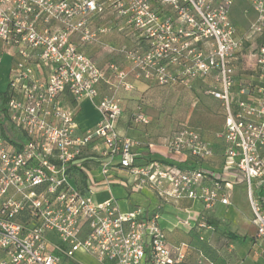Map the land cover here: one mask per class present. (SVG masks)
Here are the masks:
<instances>
[{"label":"built area","instance_id":"1","mask_svg":"<svg viewBox=\"0 0 264 264\" xmlns=\"http://www.w3.org/2000/svg\"><path fill=\"white\" fill-rule=\"evenodd\" d=\"M236 1L0 0V45L16 56L4 107L9 137L0 124V264H64L79 251L109 264H183L185 243L168 246L156 213L121 212L113 198L94 201L98 183L115 180V171L166 200L200 202L199 217L181 222L187 231L212 228L203 212L230 205L233 185L244 184L264 249V0H240L244 15L254 13L243 32L230 16ZM114 32L132 41L109 48L127 66L101 67L84 51ZM245 43L253 73L232 90ZM129 78L161 87L212 81L207 92L224 117L218 171L200 164L213 150L188 126L166 148L190 155L193 165L136 164L135 142L116 128L121 95L133 89ZM84 100L100 113L89 128L76 118ZM131 121L150 119L137 106ZM94 165L100 180L88 168ZM197 264L214 263L200 253Z\"/></svg>","mask_w":264,"mask_h":264},{"label":"crops","instance_id":"2","mask_svg":"<svg viewBox=\"0 0 264 264\" xmlns=\"http://www.w3.org/2000/svg\"><path fill=\"white\" fill-rule=\"evenodd\" d=\"M122 44L131 46L132 41L114 32L111 35L102 37L95 45L87 47L86 51L92 53L94 56L93 60L101 67H105L114 61L121 64L122 67H126L127 63L122 56L119 53H113V51L109 50L110 47H117ZM15 58L16 56L11 49L0 45V82H2L0 92L6 89L9 71ZM130 81L133 89L127 93L123 92L121 96H132L134 101L130 103L134 105L138 98L137 95L147 90L149 86L147 84L148 82L142 80L130 78ZM173 86H169V88H173ZM210 99L220 103L216 99L211 97ZM166 100L164 99V104ZM152 102L157 105L160 103V100L156 97L152 99ZM133 107L127 109L126 106L122 116L116 122V128L120 134L129 137L135 142L133 151L136 154V164H143L151 160L174 164L185 161L187 155L182 153L171 154L168 152L166 141L172 133L166 135L161 129L151 124L154 117L151 118L147 114L150 119L147 125L141 126V124L137 125L132 123L131 110H133ZM152 108L155 109V107ZM83 109L86 114L88 113L90 115V118L84 117L82 123H79L77 119V122L81 128L92 127L98 122L100 113L91 101L84 100L78 106L76 118H78V114ZM204 139L208 142H213V139L218 141L214 138V135L209 134L204 135ZM88 168L91 169L92 174L96 173V176L93 174L96 179H101V175L95 165L88 166ZM113 173L115 180H112L110 183L99 182L93 198H97L98 194H102L105 199L113 198L121 212L140 208L145 217L156 213L158 215V223L165 232L166 241L170 248L177 246L179 243L188 244L184 264H194L198 253L201 252L196 247L203 249L204 253L214 264H264L263 244L256 237V228L252 222V212L249 203L250 214L249 218H247L249 220H247V224L245 225L238 219L233 207L234 190L239 185H242V183L233 185L230 205L216 203L211 209L203 212L205 220L212 228H202L199 231L196 229L187 231L182 227L181 222L187 216L193 215L196 218L199 217L200 213H202V205L200 202L190 201L188 199L181 201L166 200L156 189L149 186H139L136 177L127 174L125 171H115ZM120 181H125L127 184L123 185ZM132 186H137V190L132 189ZM243 187L245 189V186ZM199 235L203 237V240L199 239ZM85 254L81 251L76 252L75 258L85 259L90 263L97 264L91 258L93 256H87ZM98 261L102 264H109L100 260Z\"/></svg>","mask_w":264,"mask_h":264},{"label":"rangeland","instance_id":"3","mask_svg":"<svg viewBox=\"0 0 264 264\" xmlns=\"http://www.w3.org/2000/svg\"><path fill=\"white\" fill-rule=\"evenodd\" d=\"M248 6L244 1H236L231 7V16L234 22L243 30L246 31L250 21L254 18V13L249 11L246 15L243 14V11L247 9ZM248 75V74H244ZM243 75V76H244ZM247 77V76H246ZM8 84V81H7ZM6 84V87H7ZM213 86L210 79L207 80H198L194 83V88H182L180 85H174L173 88L167 89V94L165 95L166 102L163 105L155 104V109L149 108L145 111L146 114H149L153 118L152 123L157 128L165 132L166 135H169L176 131L182 126H188L197 130H200L205 136L206 134L214 135V138L218 140V134L222 131L223 123V107L220 103L214 102L210 99V94L207 92ZM2 88V82H0V89ZM164 89H156L151 91L149 96L150 101L159 94L163 95ZM162 92V93H161ZM122 106L124 110L129 107H133L131 112L133 113L136 109V105L133 102L134 98L122 97ZM160 100V98H159ZM137 103V102H136ZM83 111V112H82ZM160 114V118H159ZM162 115V116H161ZM2 114L0 113V117ZM90 118V115L84 112V109L78 114V121L82 123L83 118ZM142 126V125H141ZM96 176V173H93ZM244 185H239L234 190V209L237 213L238 219L243 223L247 224V218H249L250 210L248 202L246 200ZM97 199V200H96ZM105 200L102 194H98L97 198H94L95 202H101ZM227 235V233H226ZM80 252V251H79ZM86 255V254H85ZM89 254H87L88 256ZM91 257V256H89ZM97 264H102L94 257ZM64 264H93L89 261L81 258H75V253L72 260L65 261Z\"/></svg>","mask_w":264,"mask_h":264},{"label":"trees","instance_id":"4","mask_svg":"<svg viewBox=\"0 0 264 264\" xmlns=\"http://www.w3.org/2000/svg\"><path fill=\"white\" fill-rule=\"evenodd\" d=\"M230 16H231V13H230ZM231 19H232V16H231ZM232 21L234 22L233 19H232ZM234 24H235V26H236V28H237V30L239 32H243V30L235 22H234ZM250 47H251L250 43H245L244 44L243 49L241 50L242 51L241 52L242 56H240L238 58V60L235 62V64H234L235 65V73H234L235 85L233 86L232 90L235 89V87L237 85V82H239L241 79H246L247 77H245V76H249V75H251L253 73L252 66L250 65L251 60H250V58H248V54L251 52V48ZM86 50H87V48L84 51L86 53V55L89 58L94 59V56L92 55V53L89 52V51H86ZM114 52L117 53L116 51H113V53ZM15 61H16V58H15L14 62ZM114 63H116L120 68H123L121 66V64H119L118 62L114 61ZM244 74H248V75H244ZM128 80L130 81V78ZM194 83L195 82L191 83L190 87H182V86L181 87L182 88H188V89L190 88L191 89V88H194L193 87ZM147 84H148L149 88L147 90L141 92L139 95H137L138 98L136 99V102H137L136 106H140L143 112H145L147 110V108L154 107L155 104H156V103L150 101L149 98H147L149 96V94L151 93V91H155L156 89H164L165 90L163 92V95L159 94V96H157V99L160 98V103L159 104L163 105L164 104L165 95L167 94V92H166L167 89H165V88L169 87V86L161 87V86H158V85H156L154 83H147ZM174 85H176V84H174ZM12 94L13 93H12V91L9 88V84H7V87H6V89L3 92H0V113L2 114V116L0 117V124H1L2 131L6 135V137H9L8 133L10 132V125L7 123V120L4 118V107H5V104H6L7 100L12 96ZM223 122H224V119H223ZM192 129H194V128H192ZM194 130L199 133V135L202 137V139H204V134L202 132H200V130H197V129H194ZM205 141L208 142L207 140H205ZM208 143L210 144V146H211V148L213 150V154H212L211 157H207L206 159H204L203 162L200 161V164L203 165L206 168H209V169L213 170V171H218L219 168L221 167V163H222V149H223L222 142L220 140L218 142V141L213 139V142H208ZM194 161H196V159H194L190 155H187V158H186L185 161H183L181 163H177V164H174V163H169V164L176 165L177 167H179L181 169H184V168L189 167L188 165H193ZM81 176L84 177L83 174H81ZM206 224H208L207 221H206ZM208 225H210V224H208ZM185 245H186V254H187L188 244L185 243ZM196 249H198L201 252H203L202 254L207 259L210 260V258H208V256L204 253L203 249H201L199 247H196ZM201 252L198 253L194 264H197V260L199 259V254ZM185 259H186V256H185ZM185 259H184V261H185ZM183 264H184V262H183Z\"/></svg>","mask_w":264,"mask_h":264}]
</instances>
